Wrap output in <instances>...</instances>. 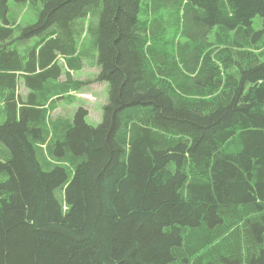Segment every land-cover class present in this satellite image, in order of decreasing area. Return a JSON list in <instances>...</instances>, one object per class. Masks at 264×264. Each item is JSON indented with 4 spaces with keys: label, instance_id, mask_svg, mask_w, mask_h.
<instances>
[{
    "label": "trees",
    "instance_id": "obj_1",
    "mask_svg": "<svg viewBox=\"0 0 264 264\" xmlns=\"http://www.w3.org/2000/svg\"><path fill=\"white\" fill-rule=\"evenodd\" d=\"M0 264H264V0H0Z\"/></svg>",
    "mask_w": 264,
    "mask_h": 264
},
{
    "label": "rangeland",
    "instance_id": "obj_2",
    "mask_svg": "<svg viewBox=\"0 0 264 264\" xmlns=\"http://www.w3.org/2000/svg\"><path fill=\"white\" fill-rule=\"evenodd\" d=\"M26 20L32 18V14L28 11L23 14ZM83 26L85 27V31L82 37L77 38L78 46L82 50V59L85 62V70L80 72L77 70L75 74V78L80 79L82 76H86L87 79H94L96 74L97 68L99 73V66H98V49L94 45V29L95 26L98 24V17H93L91 19H82ZM61 64V70L65 75H67V69H64L63 66L65 64L59 62ZM63 65V66H62ZM92 86V85H91ZM85 87L83 91H88L86 93H73V101L68 99H64L59 101L58 109L52 114V118H56L58 116H74L73 114L80 108L84 107L89 111V115L86 118L87 123L92 126H98L101 124L103 120V107L108 102L109 97V87L107 83H98L93 87ZM20 92L26 95L27 91L21 85Z\"/></svg>",
    "mask_w": 264,
    "mask_h": 264
},
{
    "label": "crops",
    "instance_id": "obj_3",
    "mask_svg": "<svg viewBox=\"0 0 264 264\" xmlns=\"http://www.w3.org/2000/svg\"><path fill=\"white\" fill-rule=\"evenodd\" d=\"M31 20H33V16H32V18H31ZM65 59L66 58H63L62 56H59L58 57V59H57V62L59 63V62H62V64L65 62ZM60 64V63H59ZM79 65H81L80 63H79ZM82 68L80 69V72H83L84 70H85V62L83 61L82 62ZM65 69V68H64ZM93 69H96V71H95V74H96V76H97V74H98V70H97V68L96 67H94ZM68 72H70V74H71V76L73 77V78H75V74H76V72L77 71H69L68 70ZM95 76V77H96ZM75 79H78V78H75ZM90 79V78H89ZM89 79H87L86 78V76H82L80 79H78V80H81V81H86V80H89ZM60 80L62 81V80H65V73H63L62 72V74H61V76H60ZM98 84V83H97ZM21 85H23V82L21 81ZM94 85H96V84H93L91 87H93ZM86 92H88V91H80V92H78L79 94H81V95H83L82 93H86Z\"/></svg>",
    "mask_w": 264,
    "mask_h": 264
}]
</instances>
